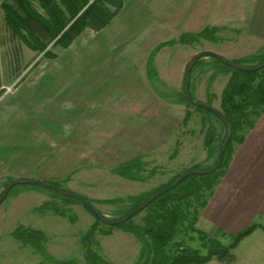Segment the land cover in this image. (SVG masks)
I'll return each mask as SVG.
<instances>
[{"label":"rangeland","instance_id":"obj_1","mask_svg":"<svg viewBox=\"0 0 264 264\" xmlns=\"http://www.w3.org/2000/svg\"><path fill=\"white\" fill-rule=\"evenodd\" d=\"M248 1L123 0L117 15L100 31L86 28L66 48L50 43L46 49L54 58H45L12 37L0 8V192L8 177L62 181L71 173L62 182L66 188L93 200L112 199L148 192L185 169L204 170L211 165L214 156L209 157L204 143L201 112L179 95L184 70L201 50L229 60L259 52L263 44L255 35L249 37L246 29L250 25V34L263 31L264 0ZM211 26L218 27L217 41L178 40L183 33L196 34ZM171 40L154 54L149 78L148 54ZM210 60L203 58L190 82L195 100L206 102L211 94V106L219 109L229 73L218 72L210 80L212 70L206 64ZM212 121L222 137V126ZM237 144L232 141L230 159ZM137 156L144 162V180L112 172ZM15 190L0 204V264H87L82 238L94 216L81 204L65 202L46 190ZM210 197L203 192L206 202ZM51 200L55 208L41 207ZM193 204L190 216L197 208ZM93 205L108 218L115 217L118 204ZM145 213L132 222L141 223ZM19 223L44 231V246L55 263L10 235ZM194 226L223 244L230 243L231 235L202 220ZM197 237L188 231L183 238L201 248ZM90 240L89 247L111 264H134L138 258L139 241L119 227L99 224Z\"/></svg>","mask_w":264,"mask_h":264},{"label":"trees","instance_id":"obj_2","mask_svg":"<svg viewBox=\"0 0 264 264\" xmlns=\"http://www.w3.org/2000/svg\"><path fill=\"white\" fill-rule=\"evenodd\" d=\"M122 6L123 0H3L0 2L4 23L11 36L25 42L33 50L42 52L45 58H54L56 56L50 49H46L50 43H52V46L59 45L66 48L86 28L100 31L111 22ZM38 8L42 9V12ZM217 30L218 27L216 26L205 27L196 34L183 33L178 40L179 42H186L205 37L217 41L219 38L214 34ZM173 42V40L161 42L148 54L146 72L149 78L154 72L152 63L154 54L163 46ZM258 51V53L248 54L232 61L246 66L261 64L264 62V44ZM204 57L211 59L206 63L208 68L212 70L210 80L218 72L229 73V77L220 94V107L217 110L227 119L231 126L230 139L223 150L222 162L217 170L207 174L187 175L178 185L162 193L140 211H146L141 223L132 222V218L140 213L138 212L125 222L117 225H107L109 229L119 227L133 234L139 241V254L134 264H204L211 259L229 263L234 258L231 249L258 227L257 223H251L245 229L231 235L229 244H223L219 239L209 236L206 232L194 226L200 210L207 203L206 200L202 199L203 192L208 191L209 195L212 196L213 189L218 184L219 178L225 173V168L230 159L232 141L236 140L237 143H241L244 135L255 126L256 120L264 112V67L254 71L237 70L223 64L213 56L202 55L192 65L191 79L196 67L203 63ZM236 60L244 63H238ZM184 88L185 74L183 90L179 95L181 100L187 105L193 106L194 109L201 112L202 126L206 129L204 143L208 148L209 157L214 156L212 164L205 168L208 169L217 160L219 148L227 133L226 126L208 107L196 106L189 102ZM189 92L191 98L195 100L192 82L189 84ZM211 96V94H208V100L204 102L207 106H211ZM212 120H216L222 126L224 130L222 137L217 136L216 127ZM143 166L144 162L137 156L114 167L112 172L121 177L139 181L145 179L141 175L144 170ZM190 169L192 168L175 174L167 182L148 192L136 195L104 200H93L82 194L80 195L85 197L91 204H94V202L118 204L117 210L114 212L115 217L109 218L116 219L136 208L157 190L167 188L173 184L179 176ZM70 176L71 173L62 181L49 182L58 188L68 189L62 182L68 181ZM13 179L11 177L6 178L3 186L5 187ZM15 188V191L20 188L46 190L65 202L72 201L81 204L94 216L77 199L57 193L40 184H16L9 189L6 197ZM193 203L197 204V208L194 209V215L190 216L189 209ZM55 206V201L51 200L44 202L41 207L55 208ZM38 209L40 211L42 208ZM97 210L101 212L99 209ZM59 211L58 209L57 212ZM60 212L63 213V211ZM94 218L95 222L88 228L82 238L84 259L87 264H111L89 247L94 230L99 224H104L97 217L94 216ZM188 231L198 235L197 238L200 240L201 248L192 247L185 243L183 237ZM179 234L183 236L180 239H175ZM10 235L22 245L31 247L34 252L39 253L45 260L55 263L56 259L48 253L44 246L47 236L43 230L33 229L19 223L10 232ZM188 239L192 240L193 236H188ZM201 249L205 250V252H202ZM61 263L64 264L63 261Z\"/></svg>","mask_w":264,"mask_h":264},{"label":"crops","instance_id":"obj_3","mask_svg":"<svg viewBox=\"0 0 264 264\" xmlns=\"http://www.w3.org/2000/svg\"><path fill=\"white\" fill-rule=\"evenodd\" d=\"M214 2L246 4L243 0H207L203 3L197 0L195 4ZM250 3L251 0L247 2ZM249 31L250 25L246 29L249 37L255 35L252 37L259 38L260 43L264 44V29L252 34ZM261 219H264V112L256 120L255 126L244 135L243 141L237 144L226 172L200 210L198 218L229 235L245 229L251 223L260 225L239 241L232 251L234 258L231 262L211 259L204 264H264V225Z\"/></svg>","mask_w":264,"mask_h":264},{"label":"water","instance_id":"obj_4","mask_svg":"<svg viewBox=\"0 0 264 264\" xmlns=\"http://www.w3.org/2000/svg\"><path fill=\"white\" fill-rule=\"evenodd\" d=\"M202 55L213 56L214 58H216L219 61H221L223 64H225V65H227V66H229V67H231L233 69L244 70V71L258 70V69L264 67V62L261 63V64L254 65V66L239 65V64H236L235 62H233L232 60H229L226 57L220 55L219 53H216V52L210 51V50L198 51L188 61V64H187V66L185 68V88H184L187 100L189 102H191L192 104L196 105V106H206V107H208L214 114H216L218 116L219 119L222 120V122L225 124L226 130H227L226 136H225V138H224V140H223V142H222V144H221V146L219 148V153H218L217 160L213 164L212 167H210L208 169H204V170L190 169V170L186 171L181 176H179L175 180V182L173 184H171L167 188H162L160 190H157L152 195H150L148 198L143 200L136 208H134L133 210L129 211L128 213H126L122 217H119V218H116V219H109L107 216H105L104 214L99 212L95 208V206L93 204L89 203L88 200L85 197L81 196L80 194H78V193H76V192H74V191H72L70 189H61V188H58V187L54 186L49 181L37 180V179H31V178H16V179H13L10 183H8L3 188V191H2V193L0 195V203L6 197V194L9 191V189L12 186L16 185V184H40V185H42V186H44L46 188H49V189H51V190H53V191H55L57 193H62L65 196H69V197L77 199L83 205H85L94 214V216L97 217L102 223H104L106 225H117V224H120L122 222H125L126 220H128L129 218H131L132 216H134L135 214L140 212L150 202L155 200L158 196H160L165 191H167L169 189H172L173 187L178 185L187 175H190V174L201 175V174L212 173L213 171L217 170L218 167L220 166L221 162H222L223 150H224L225 146L227 145V143H228V141L230 139V136H231V126H230L229 122L227 121V119L217 109L213 108L212 106H207L204 102L196 101V100H193L191 98V95H190V92H189L191 68H192L193 63Z\"/></svg>","mask_w":264,"mask_h":264},{"label":"flooded vegetation","instance_id":"obj_5","mask_svg":"<svg viewBox=\"0 0 264 264\" xmlns=\"http://www.w3.org/2000/svg\"><path fill=\"white\" fill-rule=\"evenodd\" d=\"M1 204V203H0Z\"/></svg>","mask_w":264,"mask_h":264}]
</instances>
